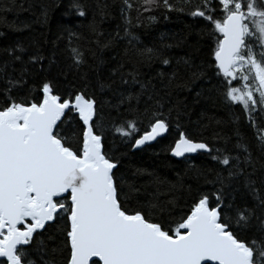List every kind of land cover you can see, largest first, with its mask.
Segmentation results:
<instances>
[{
  "label": "snow or ice",
  "instance_id": "obj_1",
  "mask_svg": "<svg viewBox=\"0 0 264 264\" xmlns=\"http://www.w3.org/2000/svg\"><path fill=\"white\" fill-rule=\"evenodd\" d=\"M120 4L123 37L117 31L101 44L104 34L95 17L87 24L100 47L127 40L124 58L112 75L119 74L130 89L139 86L138 92L120 93L116 107L126 106L132 118L113 129L106 127L104 102L89 91L86 74L80 86L64 91L47 80L27 89V65L39 64L43 70L45 57L37 50L25 62L24 47L5 50L11 61L0 66V264H38L37 254L39 264H55L45 259L46 245L38 239L54 225L70 253L67 264H264V0H200L195 6L191 0ZM15 5L16 0H0L4 11ZM185 6L194 7L188 15L207 22L202 32L214 43L209 46L210 59L198 66L184 60L185 71L196 80L205 75V63L213 69L223 103L238 105L254 129L255 148L239 129L231 148L230 137L224 138L223 147H210L179 131L168 149L173 157L187 160L188 154L207 153L223 166L214 180L206 178L214 190L179 208L175 199L160 200L159 186L166 182L159 177L153 180L157 194L142 199L140 188L120 172L119 159L107 141L114 131L138 149L168 132L172 110L165 115L156 86L141 79L139 66L156 60L169 65L170 60L158 50L139 47L133 30L144 23L145 12L183 13ZM107 7L100 8L101 16ZM69 11L82 18L88 14L81 0H69ZM43 15L46 22L47 12ZM156 19L145 17L148 24ZM70 53L79 69L86 62L84 53L76 47H70ZM17 62L22 65L19 78L6 72ZM126 65L131 66L128 72ZM96 86L103 92L111 84L97 81ZM144 119L148 125L141 133L138 125ZM69 123L70 131L65 127ZM176 188L170 185L169 191Z\"/></svg>",
  "mask_w": 264,
  "mask_h": 264
},
{
  "label": "trees",
  "instance_id": "obj_2",
  "mask_svg": "<svg viewBox=\"0 0 264 264\" xmlns=\"http://www.w3.org/2000/svg\"><path fill=\"white\" fill-rule=\"evenodd\" d=\"M81 2L88 13L86 18L70 13L69 0H16L12 10L0 9V66L11 61L5 50L19 45L26 49L25 62L37 50L45 57L43 70H40L39 64L27 65L29 74L24 77L27 80L25 86L27 89L47 80L52 82L57 90L64 91L80 86L86 74L92 85L89 91L95 92L97 98L104 102L101 114L106 127L113 129L114 125L132 118L126 106L116 107L119 104L120 93L127 94L129 90L138 92L139 86L130 89L128 85L121 83L119 74L112 75L113 70L118 68L124 58L125 48L128 47L127 40L117 39L107 48L100 47L94 43L96 37L89 32L87 24L95 17L99 31L104 34L100 37L101 44L115 37L117 31L123 37L120 0ZM170 2L175 4L178 0ZM199 3L200 0H191L193 6ZM105 4L108 6L105 10L106 15L101 16L100 8ZM97 5H100V8ZM190 10H194V7L185 6L183 13L165 12L163 9L145 12L141 17L144 23L133 30L139 38V47L158 50L163 53L164 58L170 60L169 65H163L156 60L150 66H139L141 79L151 80L156 86L164 104L165 115H168L169 109L172 110L168 132L155 142L139 149H133L131 147L133 143L123 142L122 137L116 135L114 131L109 133L107 141V147L112 155L119 159L120 172L130 183L140 188L142 199H151L157 194V185L153 180L159 177L166 182L159 186L160 200L166 202L175 199L179 208H185L186 202L190 203L203 192L214 190V186L207 183L206 178L214 180L216 172L223 168L207 153H196L188 156L187 160L172 157L168 149L178 138L179 131H186L194 140L206 142L210 147H223L224 138L230 137L228 147L231 148L239 129L245 142L255 148L254 129L249 127L238 105L229 107L223 103L217 92L218 78L214 75L213 69L205 63V75L196 80H191L190 73L185 71L184 60H189L196 66L201 65L210 59L209 46L214 47V43L202 32L207 22L202 18L188 15ZM45 11L46 22L43 15ZM149 15L157 17L155 23L148 24L145 17ZM69 30L76 33V36L70 35ZM70 47H76L84 53L86 62L80 65L79 69L73 65ZM178 61L180 63H177ZM21 68L22 65L17 62L8 67L6 72L19 78ZM130 70L131 66L126 65L124 72ZM160 72L165 73L163 78L158 76ZM173 72L176 73L175 78L172 84L166 87ZM97 81L111 84V87L101 92L96 86ZM144 100L146 97L142 98L141 109ZM257 122L260 123V119ZM147 125V119L138 125L141 133ZM65 127L70 131V123ZM259 155L258 151H254V157L259 158ZM170 185H177L176 190L169 191ZM38 239L43 240L46 245L45 259L54 260L55 264H66L69 252L63 248L61 243L63 237L57 232L55 225L44 231ZM54 248L58 249L56 253L52 252ZM34 258L39 264V254Z\"/></svg>",
  "mask_w": 264,
  "mask_h": 264
},
{
  "label": "water",
  "instance_id": "obj_3",
  "mask_svg": "<svg viewBox=\"0 0 264 264\" xmlns=\"http://www.w3.org/2000/svg\"><path fill=\"white\" fill-rule=\"evenodd\" d=\"M166 133H163L160 137H158L157 139H159V138H161V137H163L164 135H165ZM138 138V137H137ZM153 142H155V141H153ZM153 142H150V143H148V144H151V143H153ZM134 143V142H133ZM148 144H146V145H148ZM145 146V145H144ZM143 147V146H142ZM139 149V148H138ZM171 154V153H170ZM196 153H194V154H188V156H191V155H195ZM172 156V155H171ZM173 157V156H172ZM174 158H176V157H174ZM176 159H181V158H176Z\"/></svg>",
  "mask_w": 264,
  "mask_h": 264
},
{
  "label": "rangeland",
  "instance_id": "obj_4",
  "mask_svg": "<svg viewBox=\"0 0 264 264\" xmlns=\"http://www.w3.org/2000/svg\"><path fill=\"white\" fill-rule=\"evenodd\" d=\"M122 141L125 142V138L122 137ZM126 143L131 144V143H133V141H127ZM69 255H70V253H69ZM69 255H68V256H69ZM66 264H67V261H66Z\"/></svg>",
  "mask_w": 264,
  "mask_h": 264
}]
</instances>
